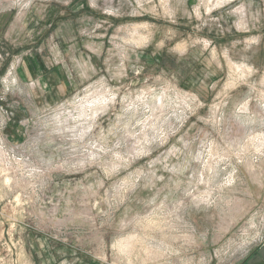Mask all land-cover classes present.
<instances>
[{
  "label": "rangeland",
  "instance_id": "rangeland-1",
  "mask_svg": "<svg viewBox=\"0 0 264 264\" xmlns=\"http://www.w3.org/2000/svg\"><path fill=\"white\" fill-rule=\"evenodd\" d=\"M0 53V264L261 253L264 0H0Z\"/></svg>",
  "mask_w": 264,
  "mask_h": 264
},
{
  "label": "crops",
  "instance_id": "crops-1",
  "mask_svg": "<svg viewBox=\"0 0 264 264\" xmlns=\"http://www.w3.org/2000/svg\"><path fill=\"white\" fill-rule=\"evenodd\" d=\"M43 68H45L44 66H42ZM55 69H52V71H50L49 73H51V72H53ZM58 74V72H55L54 74H53V76H52V79L51 80H49L50 81V88H48V90H55L56 89V87H55V84H54V78H55V76L54 75H57ZM23 79V81H25V79H26V81L25 82H22V80L20 79V78H18V81L21 83V84H27L26 82H27V80H28V78H25V77H23L22 78ZM33 90H32V88H26V93L29 95V94H31L32 95V92ZM40 91H41V89H40ZM36 99L34 98V96H32V102H34ZM262 249H263V251H262V255L260 256L259 254L258 255H256L255 257H253V258H249V259H247L246 261H248L247 262V264H264V246L262 247ZM246 263V262H245ZM244 263V264H245Z\"/></svg>",
  "mask_w": 264,
  "mask_h": 264
},
{
  "label": "built area",
  "instance_id": "built-area-1",
  "mask_svg": "<svg viewBox=\"0 0 264 264\" xmlns=\"http://www.w3.org/2000/svg\"><path fill=\"white\" fill-rule=\"evenodd\" d=\"M7 57V54L3 55L2 53H0V66L4 63V61L6 60L5 58ZM19 62V61H18ZM18 62H16L14 64V66L12 65L10 69L11 71L13 70V73L15 72L17 65L19 64ZM11 73V72H10Z\"/></svg>",
  "mask_w": 264,
  "mask_h": 264
},
{
  "label": "water",
  "instance_id": "water-1",
  "mask_svg": "<svg viewBox=\"0 0 264 264\" xmlns=\"http://www.w3.org/2000/svg\"><path fill=\"white\" fill-rule=\"evenodd\" d=\"M263 251V250H262ZM262 251H261V253L259 254L260 256L262 255Z\"/></svg>",
  "mask_w": 264,
  "mask_h": 264
}]
</instances>
